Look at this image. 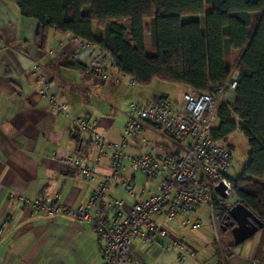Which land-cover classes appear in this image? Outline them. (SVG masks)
<instances>
[{"label": "crops", "instance_id": "crops-1", "mask_svg": "<svg viewBox=\"0 0 264 264\" xmlns=\"http://www.w3.org/2000/svg\"><path fill=\"white\" fill-rule=\"evenodd\" d=\"M37 27V21L24 16L14 1L0 0V264H102V243L90 226L41 214L25 203L12 204L8 194L13 191L33 198L43 193L51 198L60 193L62 202L69 207L86 201L94 183L86 182L77 170L52 161L50 154L55 151L58 155H77L94 165L96 179L108 172L110 151L98 164L90 136L77 128L73 119L86 117L95 122L101 134L118 141L125 116L102 91L119 92L123 84L129 85L130 77L126 78L111 65L108 79L94 78L84 70L85 58L79 61L70 58V52L77 50V45L70 41L72 34L48 29L44 40H40ZM95 30L94 35L100 36ZM39 73L49 84V93L64 104V111L53 108L40 93ZM135 87L131 93L134 101L138 98ZM152 89L151 97L145 102L156 97L168 98L164 90ZM145 136L162 148L169 145L153 128H147ZM129 149L140 152L139 140L133 141ZM138 174L141 173L133 169L125 173L136 191L142 186L155 189L143 174L141 179ZM116 192L127 199L122 190ZM147 196L145 193L141 197ZM197 215L207 218L203 208H197L191 219ZM178 219L167 222L170 224L167 227L161 219L158 223L170 237H184L185 244L195 251V259L174 264H252L253 261L264 264V230L237 246L233 245L229 230H223L222 245H218L211 226L194 230L184 217ZM132 248L140 257L135 244ZM224 253H227L225 258Z\"/></svg>", "mask_w": 264, "mask_h": 264}, {"label": "built area", "instance_id": "built-area-1", "mask_svg": "<svg viewBox=\"0 0 264 264\" xmlns=\"http://www.w3.org/2000/svg\"><path fill=\"white\" fill-rule=\"evenodd\" d=\"M70 41L77 45V50L70 52L71 59L85 58L86 73L102 80L109 78L112 64L106 51L74 35ZM37 78L42 81L40 93L48 98L53 108L64 111V104L49 93V84L43 74H37ZM238 78V72L232 73L226 83L217 88L216 94L189 90L182 96L181 104L166 97L144 103L129 102L118 141L101 134L94 121L75 117L74 125L90 136L97 150L98 164L110 151L109 171L96 179L94 165L77 155H58L53 151L50 159L77 170L86 182L94 183L91 196L75 207L65 205L60 193L51 198L43 193L26 198L12 191L8 201L25 203L41 214L90 226L102 243V264H145L132 248L135 241L158 244L163 253L175 251L178 263L194 260L195 251L185 244V238L170 237L158 219L174 223L184 217L185 223L196 230L202 228L205 221L199 215L191 219V214L197 208H203L213 229L214 241L222 245L219 218L236 202L230 180L235 157L232 149L212 138L210 128L215 123L217 100L235 90ZM129 84L134 86V79L129 78ZM147 128L159 131L169 141L168 147L162 148L146 137ZM135 140L140 143L138 153L129 149ZM129 169L139 171L147 181L154 182L155 189L142 186L136 191L131 179L125 175ZM219 182L224 186L225 197L215 190ZM117 190H122L127 199L121 198ZM145 193L148 196L142 198ZM225 255L227 253L224 258Z\"/></svg>", "mask_w": 264, "mask_h": 264}, {"label": "trees", "instance_id": "trees-1", "mask_svg": "<svg viewBox=\"0 0 264 264\" xmlns=\"http://www.w3.org/2000/svg\"><path fill=\"white\" fill-rule=\"evenodd\" d=\"M12 1L37 21L38 39L53 29L93 43L135 84L158 79L216 94L238 72L232 100L222 95L216 102L210 135L232 150L230 133L240 130L246 137L247 161L230 180L235 200L264 223V0ZM94 21L100 36L93 33ZM219 223L221 231L231 228L228 212Z\"/></svg>", "mask_w": 264, "mask_h": 264}, {"label": "rangeland", "instance_id": "rangeland-1", "mask_svg": "<svg viewBox=\"0 0 264 264\" xmlns=\"http://www.w3.org/2000/svg\"><path fill=\"white\" fill-rule=\"evenodd\" d=\"M126 27H129V24L127 21L122 22ZM93 28L97 29L95 21L92 23ZM144 25L147 29L148 27V19L144 20ZM98 30V29H97ZM99 32V30H98ZM144 43H145V48L148 53L151 51V44L152 40L150 38L149 32L146 31L144 33ZM233 58V55H232ZM234 62V60H233ZM235 64V63H234ZM234 72H236L234 70ZM233 72V73H234ZM94 78L98 79L96 75H92ZM126 77V75H124ZM127 78V77H126ZM110 83H107L109 85ZM110 86V85H109ZM136 86V87H135ZM133 86L130 87V84L128 85V82L122 85V89L119 90V92H112L111 89L108 90H103L102 93L108 97L111 98L110 102L113 103V105L118 109V111H123V114L125 116V112L127 109V104L132 100V89ZM134 87L136 88V93L138 94V98H134L135 101L138 102H145L148 98L151 97L152 91L154 89H157L158 91H165V95H167L168 99L170 101H174L176 99V104H181L182 101V96L188 92V88L185 85L182 84H174L170 82H164L158 79H154L150 84L148 85H142V84H135ZM163 93V92H160ZM232 95L233 92H228L226 95H223V99L226 101L232 100ZM227 141L230 142L234 146V157H235V169L232 172V175L235 176L239 174L242 170L243 164L247 161L248 158V145H247V139L246 137L242 134L240 130H235L234 132L230 133L229 136L227 137ZM139 179L143 175L138 174L137 175ZM141 176V177H140ZM143 178V177H142ZM147 180V179H145ZM154 183V182H152ZM205 221V227L208 228V225L211 226L210 221L207 218H204ZM179 219L177 220V222ZM162 224L167 227L168 224L167 222H162ZM203 226V227H204ZM212 228V227H211ZM202 229V228H200ZM212 230V235L213 234V229ZM134 244L136 245L140 257L143 259V261L147 264H155V263H172L174 264L176 262L175 258V251H169L166 253H163L160 246L158 244H145V243H140L138 241H135Z\"/></svg>", "mask_w": 264, "mask_h": 264}, {"label": "water", "instance_id": "water-1", "mask_svg": "<svg viewBox=\"0 0 264 264\" xmlns=\"http://www.w3.org/2000/svg\"><path fill=\"white\" fill-rule=\"evenodd\" d=\"M215 190L221 196H226L224 186L221 182L215 186ZM228 218H230L232 224L229 232L232 236L234 246L241 244L264 227V223L238 201L229 209ZM222 229L225 230L224 227Z\"/></svg>", "mask_w": 264, "mask_h": 264}]
</instances>
